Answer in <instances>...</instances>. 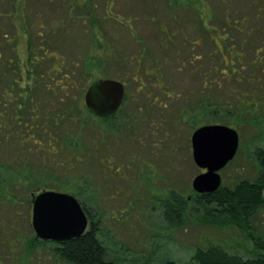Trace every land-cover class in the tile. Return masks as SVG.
I'll return each mask as SVG.
<instances>
[{
	"label": "rangeland",
	"instance_id": "374dc122",
	"mask_svg": "<svg viewBox=\"0 0 264 264\" xmlns=\"http://www.w3.org/2000/svg\"><path fill=\"white\" fill-rule=\"evenodd\" d=\"M72 1H77L80 8L71 14H81L85 19L69 17L65 27L62 24L68 6L56 7L47 4V0H27L23 5L21 0H0V52L11 55L3 43V33L17 39L18 46L25 49L27 36L21 21L26 14L30 16L33 46L40 43L38 13L47 31L51 19L55 30L62 26L64 32L57 30L49 46L65 57L66 71H82L81 64L89 56L94 63L92 79L123 81L131 96L149 104L158 96L151 109H126L136 119L131 120L130 126L121 124L114 134L104 135L99 155L109 157L112 163L103 161L101 167L91 161L80 163L82 167L75 169V173L87 178L84 200L101 219L100 237L110 256L118 264H163L171 259L164 252L167 243L174 242L194 252L196 246L209 240L231 253L251 257L254 244L250 232L230 225H205L195 215L182 227L174 228L152 197H162L170 188L188 194L192 192L189 188L194 190L193 178L204 171L193 160L190 141L192 132L204 123L195 129L187 121L164 125L159 116L170 113L175 104L195 107L203 91L229 101L239 111L233 118L239 125L231 127L238 130L241 147L236 159L220 171L225 184L231 186L237 179L255 177L253 150L264 147V0ZM195 40L199 43H193ZM213 51L211 62L208 55ZM220 52L226 54V59L235 60L241 54L249 62L260 63L232 65V74L229 70L223 73L220 68L225 67V62L220 59ZM156 64H160L159 70L165 73L169 88L173 89L165 98V107L159 106L163 104L159 86L149 81L144 90L136 91L138 82L132 78L134 71L152 70ZM199 71L207 76L206 84H202ZM154 72L157 73L155 67ZM172 91L184 99L177 103ZM252 98L256 101L254 113L249 105ZM242 101L248 104L240 107ZM125 111L120 114L121 120L127 114ZM17 209L19 214L0 233V264H71L55 254V245L50 242L33 248L31 212L28 217L21 205ZM251 229L256 236L264 235V208L253 217ZM189 264L196 262L191 258Z\"/></svg>",
	"mask_w": 264,
	"mask_h": 264
},
{
	"label": "trees",
	"instance_id": "16d2710c",
	"mask_svg": "<svg viewBox=\"0 0 264 264\" xmlns=\"http://www.w3.org/2000/svg\"><path fill=\"white\" fill-rule=\"evenodd\" d=\"M25 1L27 0H21L20 4L23 5ZM65 1L47 0L49 5L52 3L56 7L68 6L67 17L63 20L64 24L61 23L62 26H68L69 17L85 19L81 14H71V11L77 12L80 8L77 1ZM38 15L37 13V35L41 37L38 45L33 46V35L29 32L30 16L27 14L21 21L22 31L27 36L25 49L18 46L17 39L14 41L7 33H3V43L8 46L11 55L0 52V233L5 232L7 222L11 224V219H15L19 214V205L29 217L33 197L40 191L56 189L69 192L78 197L89 217L88 232L78 238L61 242L44 241L34 236L33 240L31 239L33 248L38 244L50 242L55 245V254L71 264H118L117 260L110 256L100 237L102 227L97 211L94 213V207H89L84 200L87 196V178L80 172L75 173V169L81 166L80 163L88 164L91 161L100 163L101 167L104 165L103 161L112 163L109 157L99 155L104 137L111 132L114 134L121 124L130 126L131 120L136 119L131 117L126 109L130 111L137 107L140 110L142 106L151 109L158 96L155 95L149 104L131 96L127 91L124 104L117 113L98 117L88 111L83 97L87 83L95 80L90 77L94 63L87 56L86 61L81 64L82 71H66L65 57L53 46H49L58 31L64 32L60 29L62 26H58V31L55 30L52 24L54 20L51 19L50 30L47 31ZM92 22L96 23V20ZM11 23L16 26L15 22ZM12 30L15 33V30ZM214 51L208 55L211 62ZM225 57L226 54H220V59L225 62V67L222 70L220 68L223 73L229 70L232 74L229 69L232 65L243 67L260 63L249 62L241 54L236 55L235 60ZM157 65L154 67L160 76L154 72V80H136L137 86L144 88L143 82H159L162 90L159 95L162 97L160 102L163 101V104L167 105L165 98L170 96L173 89L169 88L168 78L163 80ZM216 69L215 66L214 70ZM145 71L148 69L141 70ZM135 73L137 72L134 71L133 74ZM199 73L203 76L202 84H206L207 76L200 71ZM165 89L168 94L163 92ZM172 92L178 100L177 103L184 99L178 92ZM246 102H240L239 106L247 105L248 101ZM255 103L252 98L249 104L252 113L257 112ZM159 105L162 107V104ZM124 111L127 114L124 120H121L120 114ZM238 112L229 101L216 99L208 91H203L195 107L175 104L170 113L159 116L161 124L172 125L175 121H187L195 129L202 123L220 122L229 126L237 124L233 118ZM258 118L259 116H256L255 120L258 121ZM142 119L144 120L143 117ZM163 134H166V129ZM240 147L241 144L232 161L236 159ZM252 155L257 163L254 178L237 179L229 186L222 177L221 186L212 193H198L189 188L188 191L193 193L187 194L170 188L164 196L152 197L163 209L168 224L174 228L182 227L191 215H195V219L205 225H230L250 232L249 238L254 244L251 257L245 258L231 253L220 244L205 240V244L194 248L192 260L196 264H264V235L256 236L251 229L253 217L264 208V147H256ZM27 220L30 223V218ZM163 264H174V261L167 259Z\"/></svg>",
	"mask_w": 264,
	"mask_h": 264
},
{
	"label": "water",
	"instance_id": "95a60500",
	"mask_svg": "<svg viewBox=\"0 0 264 264\" xmlns=\"http://www.w3.org/2000/svg\"><path fill=\"white\" fill-rule=\"evenodd\" d=\"M125 99V85L113 78H97L85 90V106L98 117L117 113ZM192 157L204 171L192 181L194 191L212 193L222 184L220 171L236 156L237 129L221 123L203 124L190 137ZM31 223L37 239L52 242L78 238L88 232L89 217L74 194L45 189L33 197Z\"/></svg>",
	"mask_w": 264,
	"mask_h": 264
},
{
	"label": "clouds",
	"instance_id": "9594fccd",
	"mask_svg": "<svg viewBox=\"0 0 264 264\" xmlns=\"http://www.w3.org/2000/svg\"><path fill=\"white\" fill-rule=\"evenodd\" d=\"M164 252L174 261V264H189L194 255L192 250L174 242L167 243L164 247Z\"/></svg>",
	"mask_w": 264,
	"mask_h": 264
},
{
	"label": "flooded vegetation",
	"instance_id": "af4514ba",
	"mask_svg": "<svg viewBox=\"0 0 264 264\" xmlns=\"http://www.w3.org/2000/svg\"><path fill=\"white\" fill-rule=\"evenodd\" d=\"M193 43H195V44H198L199 42L198 41H196L195 40V42H193ZM192 43V44H193ZM164 61L166 60V57L164 56ZM158 66V69H160V65L158 64L157 65ZM152 70H150V69H148V71H145V72H139V73H135V74H133L132 75V78L134 79V80H137V81H144L145 79H153L154 77H155V75L153 74V72H151ZM158 74V73H157ZM164 74L165 73H163V72H161V76H163L164 78H163V80L166 78L165 76H164ZM118 80V79H117ZM121 82H123V81H121ZM124 83V82H123ZM152 85H155L156 84V86H159L160 88H161V85L159 84V82L157 83V82H152L151 83ZM124 85H125V97H126V92L128 91L127 90V84L126 83H124ZM142 86H146V84H144V82L142 83ZM168 86V85H167ZM144 90V88H140V86H136V91H139V90ZM166 89H168V88H166ZM166 89H165V91H163L164 93H166L167 91H166ZM167 94H168V92H167ZM147 95H150V93H147ZM124 101H125V99H124ZM123 104H124V102L122 103V106H123ZM158 105V104H157ZM121 106V107H122ZM160 106V105H159ZM165 106H167L166 104H162V107H165ZM121 109V108H120Z\"/></svg>",
	"mask_w": 264,
	"mask_h": 264
}]
</instances>
